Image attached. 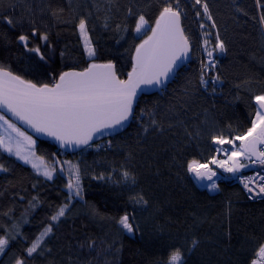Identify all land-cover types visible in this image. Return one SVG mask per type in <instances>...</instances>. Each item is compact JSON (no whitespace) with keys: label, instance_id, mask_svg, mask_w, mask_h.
Segmentation results:
<instances>
[{"label":"snow or ice","instance_id":"snow-or-ice-1","mask_svg":"<svg viewBox=\"0 0 264 264\" xmlns=\"http://www.w3.org/2000/svg\"><path fill=\"white\" fill-rule=\"evenodd\" d=\"M225 7L237 26H242V18H247L244 23L251 20L264 45V0H254L257 11L252 13L243 0H229ZM0 9V42L6 50L0 55V174L6 178L14 176L17 162L29 166L35 177L30 187L36 193L28 195L27 207L16 217L15 203L25 201L24 193L29 192L21 187L13 193L12 206L3 212L6 220L0 223V257L11 256L9 264H34L37 257L51 255L52 241L59 239L57 232L62 224L76 214L77 203L87 206L92 219L115 225L119 235L143 242L145 230L137 213L151 211L157 215L164 211L151 184L145 183L143 172L134 163V152L145 151V141L150 137L170 140L173 151L168 171L174 172L184 186L195 181L206 191L219 194L223 191L221 182L235 181L249 202L264 203V79H229L222 62L230 53L228 29L222 30V15L213 0H128L123 5L107 0L103 7L95 2L74 4L68 0L67 17L62 15L65 8L54 6L51 0L24 5L15 0H0ZM48 18L71 26L79 37L82 59L66 61L67 47L58 49ZM97 20L102 21L105 30L119 36L117 44L123 41V53L106 55L94 42ZM193 24L197 28L195 34ZM10 34H14V39ZM10 44L23 49V65L14 67ZM193 59L198 64L196 70L183 71ZM178 78H182L181 89L170 90ZM226 88L232 106L236 102L244 105L246 123L239 118L221 123L210 112V108L216 107V99L225 95ZM150 92L157 98L149 102L145 97ZM197 102L201 112L193 113L197 118L190 120L188 114ZM133 125L135 148L127 139L123 144L118 140ZM42 137L59 145L57 151L43 148ZM204 140L211 145L207 154L186 151L193 142L199 147ZM114 147H121L125 159L118 166H111L107 173L60 155L71 149L82 160L90 149L100 153ZM147 168L152 171L150 162ZM152 175H161L158 166ZM86 177L118 189L114 195L124 207L115 215L100 212L85 198ZM41 178L45 183L64 178L65 191L47 222L37 234L28 237L23 226L41 206ZM8 186L15 187V181L8 180ZM7 190L6 186L0 196ZM224 205V236L228 244L223 251L227 252L233 239V200L228 198ZM191 215L193 223L183 232H169L167 241L161 243L147 264H189V257L209 247L217 253L214 245L219 241L199 234L198 222L204 221L195 213ZM156 231L163 233V228ZM238 243L241 264H264V220L258 230L245 231ZM14 245L23 247L13 253ZM105 245L107 249L115 248L117 255L125 247L122 239L118 244L115 240L109 243L86 234L82 241H77L76 250L99 253ZM71 252L70 245L63 264H91L79 255L74 259ZM140 254L139 248L133 253ZM49 264L55 261L50 260Z\"/></svg>","mask_w":264,"mask_h":264},{"label":"trees","instance_id":"trees-1","mask_svg":"<svg viewBox=\"0 0 264 264\" xmlns=\"http://www.w3.org/2000/svg\"><path fill=\"white\" fill-rule=\"evenodd\" d=\"M15 2L18 5H24L26 3H36L38 0H15ZM77 2H85L89 5L95 2L103 7L107 0H73L74 4ZM114 2L123 5L128 0H114ZM213 2L219 5V12L222 15V19H220L222 30L225 27L228 29L227 35L230 41V53L227 57L222 58V62L227 70L229 79L239 81L248 76L264 79V63H261V57H264V45L261 44L258 30L254 28L251 20L244 23V20L247 18L241 19L242 26H237L233 23L227 14L229 10L225 7L229 3V0H213ZM51 3L54 6L65 8V12L62 15L64 17L68 16V0H51ZM243 3L250 13L257 11L254 7V0H243ZM92 11L95 12V9H92ZM19 12L20 7L17 8V13ZM100 15L103 16V11H101ZM48 23L52 28L53 39L57 41L58 49L67 47L66 61L73 63L82 59L79 37L74 33L71 26L58 23L51 18H48ZM95 23L94 42L100 45L105 54L116 56L123 53V48L121 47L123 41H121V44L116 43L119 36L114 32L105 30L102 27L101 20H97ZM191 27L195 34L197 32L196 25L193 24ZM57 32H59V37H56ZM10 36L14 39V34H10ZM8 48L11 49V54L14 57L12 61L14 67L21 66L26 62L22 48L18 49L15 44L8 45ZM5 52L6 50L2 42H0V55L5 54ZM57 60H59L58 55ZM197 67L198 64L193 59L183 71L193 72ZM181 87L182 78H178L175 83L170 85V90L175 88L179 91ZM232 91L235 92L236 90L232 89ZM227 92L228 88L225 89V95L216 99V107L215 109L210 108V112L214 113L215 118L221 123L229 118L233 122L239 118L246 123V109L244 105L236 102L235 106H232V98L227 95ZM241 95L243 96L244 93L241 92ZM156 98L155 94L146 95L145 97L149 102ZM199 112H201V107L200 103L197 102L192 105V110L188 114L189 119H196L197 117L193 113ZM199 118L202 119L203 117ZM134 132L135 125L127 130L125 136L118 138L119 142L123 144V141L127 139L128 143L135 148V140L132 139ZM116 143L117 141H114V144ZM145 144V151L141 152L137 149L134 152V156L136 157L134 163L143 172L145 183L151 184L156 193V198L160 201L164 211L157 215H153L151 211L137 213V220L145 230L144 241H133L126 235H119L115 225L107 221H101L99 218L92 219L88 214L87 206L77 203L75 204V208L77 209L76 214L62 224L57 232L59 239L52 241L53 253L37 257L34 264H49L50 260H54L55 264H63L69 254L70 245L72 248L71 255L74 259L79 255L82 261L87 262L90 260L91 264H147L149 258L159 250L161 243L167 241L169 232L174 233L177 229L183 232L185 227L193 223L191 213H195L197 218L204 221L202 224L198 222L197 232L202 236H212L214 241H219V244L214 245L217 247V253L211 252L210 247L203 248L189 257V264H229V260L231 264H241L243 257L237 251L240 247L238 240L243 239L245 231L258 230L261 221L264 220V203L249 202L246 196L240 192V186L233 182H221L223 191L219 194L201 189L199 185L195 184V181L184 186L177 179L174 172L168 171V162L171 160V153L173 151L170 147V140L160 137H150L145 141ZM41 146L49 152L57 151L54 143L49 141H41ZM210 148L211 145L207 140H204L201 141L199 147L193 142L186 151L193 154L201 152L207 154ZM152 153H155V156ZM60 155L62 159L79 160L81 163H86L90 169L96 172L104 171L105 173L110 170L111 166H118L125 159V154L121 147H114L108 152L100 153H97L94 149H90L82 160L78 153L76 155H65L61 152ZM4 159L7 160L8 158L5 156ZM149 162L152 165V171L157 166L160 168L161 175L159 177L153 176L152 171L148 170L147 164ZM17 164L14 176L9 175L6 178L4 174H0V191H3L6 186L8 187L4 195L0 196V223L6 220L3 217V212L12 206L14 192L20 191L21 187L29 190V192L24 193L26 196L25 201H17L15 203L14 214L16 217H19L24 208L27 207L28 195L36 194L32 192L30 187V182L35 179L30 167L19 165V162ZM10 179L15 181V187L8 186V180ZM64 183V178L46 183L41 178L42 186L39 190L41 206L36 208L30 215V222L23 226V231L28 237H32L38 233L43 224L47 222V218L53 208L61 203L65 191L63 189ZM85 191V198L102 213L115 215L124 207V204L118 202V198L114 195L118 189L102 181H94L90 177H86ZM236 193H239V195H235ZM228 198H231L234 203L232 213L233 239L231 241L232 247L229 251L225 252L223 248L227 246L228 242L224 236V232L227 229V220L224 216V202ZM128 210L131 211V207ZM169 217L171 218L170 220ZM158 227L163 228V233L156 231ZM86 234L109 243L115 240L118 244L122 239L125 245L124 250L121 254L117 255L115 248L107 249V245H105L104 249L99 253H88L87 250L78 253L76 250L77 241H82ZM22 247L23 245H14L13 253L19 252ZM137 248L141 249V254L133 255ZM250 248L251 246L249 245ZM247 254L245 253V255ZM10 260L11 256L0 257V262H3V264H9ZM30 264H33V262H30Z\"/></svg>","mask_w":264,"mask_h":264},{"label":"water","instance_id":"water-1","mask_svg":"<svg viewBox=\"0 0 264 264\" xmlns=\"http://www.w3.org/2000/svg\"><path fill=\"white\" fill-rule=\"evenodd\" d=\"M152 94H155L154 92H150V93H148L147 95H152ZM41 141H49V142H52V143H54V145L57 147V149H58V147H59V145H57L54 141H51V140H49V139H47V138H41ZM101 142V141H100ZM67 154H72V150L71 149H69L68 151H67Z\"/></svg>","mask_w":264,"mask_h":264},{"label":"built area","instance_id":"built-area-1","mask_svg":"<svg viewBox=\"0 0 264 264\" xmlns=\"http://www.w3.org/2000/svg\"><path fill=\"white\" fill-rule=\"evenodd\" d=\"M251 173V170H249V174ZM233 183H236L235 181H232ZM238 184V183H236ZM239 185V184H238ZM240 186V185H239ZM201 189H204L203 187H201Z\"/></svg>","mask_w":264,"mask_h":264},{"label":"rangeland","instance_id":"rangeland-1","mask_svg":"<svg viewBox=\"0 0 264 264\" xmlns=\"http://www.w3.org/2000/svg\"><path fill=\"white\" fill-rule=\"evenodd\" d=\"M71 160H73L75 162V159H71Z\"/></svg>","mask_w":264,"mask_h":264}]
</instances>
